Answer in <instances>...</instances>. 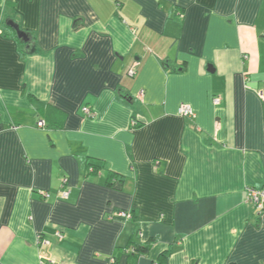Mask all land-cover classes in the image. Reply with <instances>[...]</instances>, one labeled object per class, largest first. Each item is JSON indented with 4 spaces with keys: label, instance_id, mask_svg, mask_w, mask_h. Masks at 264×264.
I'll return each instance as SVG.
<instances>
[{
    "label": "crops",
    "instance_id": "0c3cea01",
    "mask_svg": "<svg viewBox=\"0 0 264 264\" xmlns=\"http://www.w3.org/2000/svg\"><path fill=\"white\" fill-rule=\"evenodd\" d=\"M261 91L264 0H0V264H264Z\"/></svg>",
    "mask_w": 264,
    "mask_h": 264
},
{
    "label": "built area",
    "instance_id": "2783aa9c",
    "mask_svg": "<svg viewBox=\"0 0 264 264\" xmlns=\"http://www.w3.org/2000/svg\"><path fill=\"white\" fill-rule=\"evenodd\" d=\"M136 65L133 66V68H131L128 71V75L130 77H134L136 75V71H135ZM259 96L261 98L262 101H264V91H261L259 93ZM220 98H216L214 100V104L217 106L220 104ZM83 112L85 113L86 116L88 117H94L95 114L92 112V110L89 107H85L83 109ZM178 114L179 116L183 117V118H188V119H195L196 118V114L194 112V110L188 106V105H181L179 107L178 110ZM38 127L40 128H44L45 127V122L41 121L38 123ZM60 197L62 199H68L70 197V190H68L67 188V181L64 180L63 184H62V188L59 191ZM41 195L45 198H49L50 194L47 192H42ZM246 203L248 205H251L258 213H263L264 212V189L261 190H257L254 188H249L247 190V195H246ZM120 218H123L125 220H132L133 217L130 213H126V212H120L117 215ZM59 238H62V235H58ZM38 241V245L40 247H46L47 245H49V242L42 239L41 237H38L37 239ZM136 250L135 246H133L132 248H130V252H134ZM43 254V253H42ZM46 261H48L50 264H55L54 261L48 259L45 255H42V259H41V264H44Z\"/></svg>",
    "mask_w": 264,
    "mask_h": 264
},
{
    "label": "trees",
    "instance_id": "16d2710c",
    "mask_svg": "<svg viewBox=\"0 0 264 264\" xmlns=\"http://www.w3.org/2000/svg\"><path fill=\"white\" fill-rule=\"evenodd\" d=\"M10 30H12L13 33L15 34L16 38H18L16 32L12 28H10ZM26 34L28 35V37L30 39V44H31V49L29 50V52L25 51V48H26L27 44L24 43V42H22L19 38L17 40H18L19 43H21L23 45V48H24L25 53H27V54L35 53V51L33 50V47H34V45H33L34 44V37L31 36V35H29L28 33H26ZM45 126H46V124H45ZM109 185L112 186L111 184H109ZM151 247H152V242H149L146 245H135L136 250L134 252H131V255L130 256L132 257V259H135L137 261V259L139 257H142V256L148 254V252L150 251ZM128 252H130V251H128ZM114 264H118V263L115 262Z\"/></svg>",
    "mask_w": 264,
    "mask_h": 264
},
{
    "label": "water",
    "instance_id": "95a60500",
    "mask_svg": "<svg viewBox=\"0 0 264 264\" xmlns=\"http://www.w3.org/2000/svg\"><path fill=\"white\" fill-rule=\"evenodd\" d=\"M6 25L8 27L12 28L16 32L17 37L22 42L27 44L25 51L29 52V50L31 49L30 39H29L28 35L21 29L20 25L15 23L13 20L7 21Z\"/></svg>",
    "mask_w": 264,
    "mask_h": 264
}]
</instances>
